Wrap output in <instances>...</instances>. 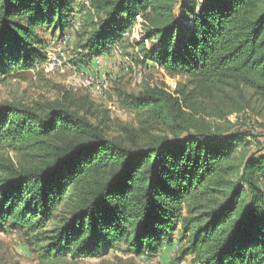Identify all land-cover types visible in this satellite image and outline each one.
<instances>
[{
    "label": "trees",
    "instance_id": "trees-1",
    "mask_svg": "<svg viewBox=\"0 0 264 264\" xmlns=\"http://www.w3.org/2000/svg\"><path fill=\"white\" fill-rule=\"evenodd\" d=\"M88 2L84 62L124 43L142 18L143 56L190 77L193 88L183 86L180 98L154 86L125 95L142 124L161 120L171 135L144 144L125 124L126 138L108 136L109 111L73 91L59 101L1 104L0 233H23L38 264H83L116 245L153 258L177 231L182 259L264 264V157L248 156L254 136L219 133L193 116L201 96L227 83L264 105V0ZM74 4L0 0V83L47 59L38 29L56 27L64 38ZM148 41H156L152 51ZM117 260L101 264H138ZM0 264H20L2 240Z\"/></svg>",
    "mask_w": 264,
    "mask_h": 264
},
{
    "label": "rangeland",
    "instance_id": "rangeland-1",
    "mask_svg": "<svg viewBox=\"0 0 264 264\" xmlns=\"http://www.w3.org/2000/svg\"><path fill=\"white\" fill-rule=\"evenodd\" d=\"M73 1L75 4L72 12L67 13L66 17L65 37L61 38V31L59 32L56 27L38 29L41 43L47 46L44 50L47 59L41 64H36L34 69L12 76L6 83H0V105L13 100H22L26 103L59 101L63 92L68 90L78 96H89L96 108L109 111L113 119V126L108 130L110 137L126 138L127 135L125 133L123 135L120 128L125 125L139 132L143 144L149 142L151 137L167 134L171 136L161 120L152 119L142 124L145 119L126 108L125 95H138L145 87L154 86L180 98L183 86L193 88L190 85L191 78L171 76L143 56L140 47L141 42L145 40L142 18H138L135 25L128 29L124 43H115L111 52L97 59L93 58L88 63L84 62L87 52L79 46L81 41L86 39L85 32L89 31V28L83 27L85 10L89 2ZM177 12L178 21L184 25L188 24L183 19L184 12L179 8ZM155 42L148 41L145 43L146 48L152 51ZM49 58L53 61L47 66ZM81 59L82 63L79 61ZM97 60L100 63H97ZM73 67L80 73H86L85 78L91 85L86 87V82L70 79ZM101 83L104 87H98ZM206 93L209 94L208 91ZM196 104L198 108L204 107L193 115L202 126L224 134L239 130L249 131L255 138L249 139L254 143L248 156L252 154L256 158L264 157V105L253 92L227 83L211 89V94L201 96ZM0 240L7 244L15 262L38 264V255L28 244L23 233L6 229L0 233ZM183 247L184 244L180 242V231H177L173 235V242L165 241L157 256L153 258H147V253L142 256L129 254L123 245H116L105 251L102 258L87 259L82 263L101 264L102 260L125 261L133 257L138 264H200L192 255L182 259Z\"/></svg>",
    "mask_w": 264,
    "mask_h": 264
},
{
    "label": "built area",
    "instance_id": "built-area-1",
    "mask_svg": "<svg viewBox=\"0 0 264 264\" xmlns=\"http://www.w3.org/2000/svg\"><path fill=\"white\" fill-rule=\"evenodd\" d=\"M52 61H53V60H51V59L49 58V62H48V64H47V66H50L49 63H51ZM97 63H100V61L97 60ZM74 69H75V70H74ZM71 71H72V74H71V76H69L70 79L75 80V81H84V82H86V84H85L86 87H88V85H91V84H90V81H87L86 78H85L86 73H84V72L80 73V72H78L77 69L74 68V67L71 69ZM102 86H103V83L99 84L98 87H102ZM103 87H104V86H103Z\"/></svg>",
    "mask_w": 264,
    "mask_h": 264
}]
</instances>
